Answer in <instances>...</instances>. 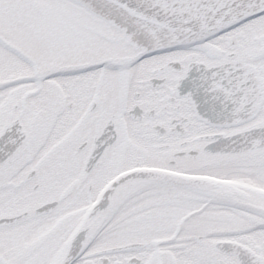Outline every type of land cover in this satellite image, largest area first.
I'll use <instances>...</instances> for the list:
<instances>
[{
	"label": "snow or ice",
	"instance_id": "6c2138e0",
	"mask_svg": "<svg viewBox=\"0 0 264 264\" xmlns=\"http://www.w3.org/2000/svg\"><path fill=\"white\" fill-rule=\"evenodd\" d=\"M0 264H264V0H0Z\"/></svg>",
	"mask_w": 264,
	"mask_h": 264
}]
</instances>
